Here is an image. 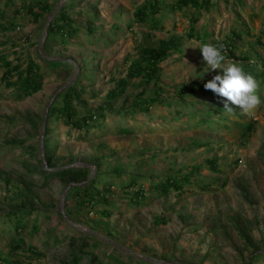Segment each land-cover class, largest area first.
I'll return each mask as SVG.
<instances>
[{"label": "rangeland", "instance_id": "rangeland-1", "mask_svg": "<svg viewBox=\"0 0 264 264\" xmlns=\"http://www.w3.org/2000/svg\"><path fill=\"white\" fill-rule=\"evenodd\" d=\"M148 1L49 0L51 12L35 23L25 11L14 15L24 0H0L6 20L16 22L15 30H0V57L14 64L33 58L45 74L39 93L17 101L1 82L0 60V264L11 258L74 264L75 257L78 264H264V102L249 113L229 103L236 113L208 116V105L227 101L219 95L221 101H200L204 84L223 71L209 68L199 48L240 33L235 52L251 60H228L259 74L264 0H206V9L182 10L172 8L176 0H163L168 8L157 16L164 26L159 30L135 19ZM63 11L80 28L74 37L51 34L52 24H63ZM193 24L200 39L190 37ZM170 39L179 49L159 70L152 73L144 62L148 72L129 74L144 48ZM120 81L127 84L112 97ZM71 86L77 117L87 111L95 117L82 130L63 117L48 119L49 107L57 100L62 105ZM181 87L187 89L183 97ZM137 96L161 101L133 109ZM193 112L201 115L190 117ZM70 169L87 175H47ZM186 175L182 190L165 196L149 187ZM95 181L99 189L112 183L106 200L93 208L76 204V188ZM131 181L138 185L129 187ZM141 186L145 198L136 201ZM14 212H27L22 236L41 256L27 247L11 249L16 234L8 215Z\"/></svg>", "mask_w": 264, "mask_h": 264}, {"label": "trees", "instance_id": "trees-1", "mask_svg": "<svg viewBox=\"0 0 264 264\" xmlns=\"http://www.w3.org/2000/svg\"><path fill=\"white\" fill-rule=\"evenodd\" d=\"M16 0H7V4L9 5H15ZM207 4H209L208 1H204L203 3H200L199 0H176L172 8L182 10L184 7H187L191 5V7L196 9H206ZM168 6L163 2V0H149L147 4L143 7L138 8V10L135 13V19L139 24H146L149 26L152 30H159L163 29L164 26L162 25L161 20L157 19V16L163 11V9H167ZM51 4L49 0H30V2L27 0H24V4L19 10H15L14 15H18L20 13H23L24 11L28 16H31L33 21L35 23L39 22V20L44 16L45 13L51 12ZM65 11L60 14V18L63 21L62 25H55L52 24L50 27L51 34H57L60 33L64 37H74L77 33H79L80 28L73 27V22L71 18L64 13ZM199 18H194V23L198 22ZM5 21V22H4ZM16 28V22L13 19H7L4 14V12L0 9V30L4 32H10L15 30ZM234 38L228 42V41H215L214 45L219 46L221 44L224 45L226 50V56L228 59H233L235 61H250L251 57L249 54L245 55H238L237 52H235L236 49V42L240 39L241 35L240 33H235ZM190 37L192 39H200V37L197 35L196 29L194 28V24L191 27ZM263 46V45H262ZM179 49V42L177 39H170V40H163L160 42V44L156 47H149L144 48L142 50L141 59L135 63H133L129 68V74L132 77H140L144 73L148 72V69L151 70L152 73L159 70L158 65L160 62H162L168 55L169 52L172 50H178ZM257 64L261 65V71L258 74L255 69L253 68H246L244 71L248 74H251L256 81L259 84V87L262 88V92H264V60L262 58H259V56L256 58ZM0 60L3 62L5 72L2 75L1 82L7 89L12 90V95L17 101H23L29 97H32L33 95L39 93L43 89V85L45 82V74L42 72L39 64L33 59V58H26L25 60H21L18 58V62L14 64L13 61H9L6 57H0ZM147 62L149 64V68L146 69L143 67V63ZM55 64H61L60 62H55ZM126 81H120L118 84V90H113L111 92L112 97H117L118 94L122 93V88L126 86ZM194 86L198 87V84H193ZM184 88V89H183ZM181 87L180 94L183 97L186 93V87ZM120 90V91H119ZM201 90V89H200ZM212 92V94H211ZM76 94V90L73 86L70 87V91L65 93L62 97V105H59V100L56 101V103L50 107L49 109V115L48 119H52L53 117L59 118L63 117L65 119V123L75 127L76 129L82 130L85 128H88L92 123H94V116L92 115L91 111H87L86 116H84L82 119L77 117V110L75 109V106L73 104V97ZM202 94H204L205 98H202L200 101L203 103L206 102H215V98H217L219 101L220 98L217 96L216 93H214L211 90H202ZM261 98V96H260ZM206 99L208 101H206ZM161 101L160 97L149 100V99H142L141 97L137 96L132 104L133 109L134 107H137L138 109H146L148 110L151 108L155 103ZM211 104V103H209ZM224 105L225 104H217L214 106L208 105L207 115L210 116L212 113L225 116L224 114ZM230 107V106H229ZM110 109V108H108ZM136 110V109H135ZM195 110V109H194ZM236 113V112H232ZM191 115L190 117H194L196 115H201L200 112H193L188 113ZM200 121H203L205 124H209L210 121L205 118H199ZM225 121V120H222ZM249 131L253 130V126H249ZM124 133H129L130 129H124ZM49 178L51 179H66L67 177L71 176H78V175H87L86 172L82 170H62V171H54L49 174H47ZM190 181L189 176H184L182 179H178L174 176H169L164 181L156 182L153 184H150L149 187L159 192L161 195L165 196L168 195L172 189H175L177 191L182 190L185 184H187ZM95 182L86 184L84 186H80L76 188V192L73 193L74 200L76 201V204H78L81 207L84 208H93L96 204L101 203V201L106 200L105 195L107 194V190L110 187H112V183L105 182L102 189L96 188L94 186ZM138 183L136 181H131V183L128 185L129 187H136ZM145 190L141 186L138 191L134 194L133 198L136 199V201H139L141 199L145 198ZM21 213V217L17 213H10L11 222L13 221V228L15 230V237L11 238L12 243V250L17 251L21 249H25L27 247L28 251L32 253V255L41 256L42 252H40L37 248H34L32 246H29L26 244L25 238L22 236V231L25 230L26 225L24 222V216L25 214ZM102 214L106 217H109L111 215V212L102 211ZM163 223H166L165 219H162ZM156 224L159 222L156 221ZM84 246H88L89 243H84ZM13 258L6 260L8 263L11 261L10 264H22L23 261L21 259H14ZM0 260H3L0 255ZM4 261V260H3ZM79 260L77 257L74 259V264H78Z\"/></svg>", "mask_w": 264, "mask_h": 264}, {"label": "clouds", "instance_id": "clouds-1", "mask_svg": "<svg viewBox=\"0 0 264 264\" xmlns=\"http://www.w3.org/2000/svg\"><path fill=\"white\" fill-rule=\"evenodd\" d=\"M199 48L209 68L223 71L222 75L218 74L205 83L204 87L225 98L224 109L227 113L234 111L229 103L238 106L243 113H249L264 102L257 94L259 84L256 79L246 73L242 65L228 60L223 44L216 46L205 43Z\"/></svg>", "mask_w": 264, "mask_h": 264}, {"label": "water", "instance_id": "water-1", "mask_svg": "<svg viewBox=\"0 0 264 264\" xmlns=\"http://www.w3.org/2000/svg\"><path fill=\"white\" fill-rule=\"evenodd\" d=\"M49 109H50V107H49ZM49 109H48V113H49ZM47 121V117L45 118V122Z\"/></svg>", "mask_w": 264, "mask_h": 264}]
</instances>
